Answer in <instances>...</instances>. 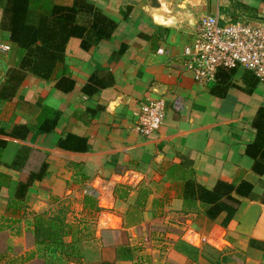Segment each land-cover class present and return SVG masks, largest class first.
Here are the masks:
<instances>
[{
    "label": "crops",
    "instance_id": "0c3cea01",
    "mask_svg": "<svg viewBox=\"0 0 264 264\" xmlns=\"http://www.w3.org/2000/svg\"><path fill=\"white\" fill-rule=\"evenodd\" d=\"M85 1L116 28L88 52L79 39L68 41L64 66L72 91L27 74L14 99L1 105L0 173L25 182L42 165L46 171L22 201L0 190V220L51 215L60 204L91 197L100 210V236L89 261L264 264V172L254 161L264 146V88L242 69L220 70L203 86L181 57L192 33L186 20L217 14L264 22V0ZM55 2L71 6L73 0ZM0 46L9 49L0 52L2 85L16 52L1 28ZM176 98L182 100L178 112L171 109ZM159 99L163 123L144 136L136 113ZM44 107L58 114L48 133L37 130ZM67 136L85 146L59 147ZM259 137L263 145L256 148Z\"/></svg>",
    "mask_w": 264,
    "mask_h": 264
},
{
    "label": "trees",
    "instance_id": "16d2710c",
    "mask_svg": "<svg viewBox=\"0 0 264 264\" xmlns=\"http://www.w3.org/2000/svg\"><path fill=\"white\" fill-rule=\"evenodd\" d=\"M55 1L6 0L2 7L0 28L9 33V41L15 46L16 61L14 68L7 73L6 80L0 85V108L3 102L14 99L16 90L27 74L47 82L56 81V88H61L63 93H69L74 83L66 78L64 66V52L68 41L72 38L79 39L80 48L88 52L100 42L109 41L112 38L116 28L115 22L105 17L87 1L73 0L71 6H61ZM80 18L86 21L81 23ZM60 84H64L65 89L60 87ZM101 110H103L102 107L98 108L97 112ZM92 116H94L93 113ZM57 120L58 114L44 107L37 120V130L48 133L55 128ZM0 133H2L1 130ZM73 140H76L74 143H78V147L67 145L69 142L74 144ZM84 144L85 142L78 138L67 136L59 142V147L81 149L79 147ZM3 145L4 143L0 142V148ZM261 145L263 142L259 137L254 146L259 148ZM262 148L263 152H260L259 158H254L255 170L260 173L264 172V146ZM45 171L46 165H42L37 173L29 174L25 182H12L9 177L0 173V190L6 188L10 197L22 201L28 188L34 181L41 180ZM84 207L93 210L96 214L100 212L97 201L91 197H85ZM35 219L34 234L39 243H56V241L62 243V237L58 236L61 230L64 231L63 236H71L65 228L51 224L52 220H45L41 216H36ZM65 227L74 231L72 227Z\"/></svg>",
    "mask_w": 264,
    "mask_h": 264
},
{
    "label": "built area",
    "instance_id": "2783aa9c",
    "mask_svg": "<svg viewBox=\"0 0 264 264\" xmlns=\"http://www.w3.org/2000/svg\"><path fill=\"white\" fill-rule=\"evenodd\" d=\"M9 49L0 46V52ZM162 53V50H158ZM184 67L198 84L215 81L220 70L250 72L264 88V22L222 20L217 14L201 18L183 48ZM171 109L178 112L182 100L176 98ZM165 104L159 100L143 104L136 113V128L144 136L155 133L164 119Z\"/></svg>",
    "mask_w": 264,
    "mask_h": 264
},
{
    "label": "rangeland",
    "instance_id": "374dc122",
    "mask_svg": "<svg viewBox=\"0 0 264 264\" xmlns=\"http://www.w3.org/2000/svg\"><path fill=\"white\" fill-rule=\"evenodd\" d=\"M80 202L60 204L56 212H52L53 215L25 213L21 216L22 218L2 217L0 220V264H85L86 261L97 264V261H89L87 258H94L99 249L100 229L97 223L100 214L84 207L81 200ZM101 205L104 206V204ZM68 212L71 214H67ZM76 212L78 215H75ZM36 216L52 220L51 224L65 228L71 236H63L64 231L61 230L58 236L62 237V243L58 241L39 243L34 234ZM20 222L23 224L18 227L17 224ZM7 224L9 227L4 228L3 225ZM65 226L72 227L75 234Z\"/></svg>",
    "mask_w": 264,
    "mask_h": 264
},
{
    "label": "water",
    "instance_id": "95a60500",
    "mask_svg": "<svg viewBox=\"0 0 264 264\" xmlns=\"http://www.w3.org/2000/svg\"><path fill=\"white\" fill-rule=\"evenodd\" d=\"M194 15H195V14H194ZM202 16H203V15H201V16H199V15H195L196 18H193V19H190V20H186V21L184 22V24L186 25L185 27H187V28L185 29V31H186L187 33H191V32H193V30L195 29V27H196V25L198 24L199 20H200L201 18L205 17V16H203V17H202ZM165 24H167V23H165L164 20H163L162 25H165Z\"/></svg>",
    "mask_w": 264,
    "mask_h": 264
},
{
    "label": "bare ground",
    "instance_id": "6f19581e",
    "mask_svg": "<svg viewBox=\"0 0 264 264\" xmlns=\"http://www.w3.org/2000/svg\"><path fill=\"white\" fill-rule=\"evenodd\" d=\"M111 220H112V219H111ZM115 220H116V219H114V221H115ZM114 221H113V222H114Z\"/></svg>",
    "mask_w": 264,
    "mask_h": 264
}]
</instances>
